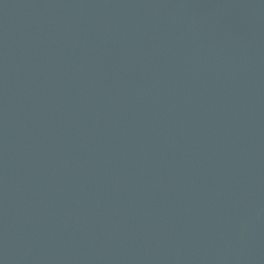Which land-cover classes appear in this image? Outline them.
Masks as SVG:
<instances>
[{"label": "water", "instance_id": "1", "mask_svg": "<svg viewBox=\"0 0 264 264\" xmlns=\"http://www.w3.org/2000/svg\"><path fill=\"white\" fill-rule=\"evenodd\" d=\"M0 264H264V0H0Z\"/></svg>", "mask_w": 264, "mask_h": 264}]
</instances>
